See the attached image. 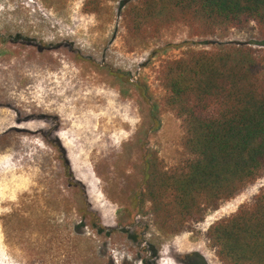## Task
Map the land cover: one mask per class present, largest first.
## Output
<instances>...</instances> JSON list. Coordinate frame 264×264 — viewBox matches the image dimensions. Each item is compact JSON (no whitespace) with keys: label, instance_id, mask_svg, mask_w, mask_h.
Returning <instances> with one entry per match:
<instances>
[{"label":"rangeland","instance_id":"374dc122","mask_svg":"<svg viewBox=\"0 0 264 264\" xmlns=\"http://www.w3.org/2000/svg\"><path fill=\"white\" fill-rule=\"evenodd\" d=\"M86 1L0 0V264H222L207 232L250 207L264 176L179 235L163 233L134 197L147 158L168 169L184 158L162 64L258 47L256 26L197 37L175 25L134 39L123 13L136 0H103L98 14Z\"/></svg>","mask_w":264,"mask_h":264},{"label":"trees","instance_id":"16d2710c","mask_svg":"<svg viewBox=\"0 0 264 264\" xmlns=\"http://www.w3.org/2000/svg\"><path fill=\"white\" fill-rule=\"evenodd\" d=\"M102 7L103 0H87L84 11L98 14ZM123 19L134 39L175 25L197 37L255 25L262 38L258 47L192 51L160 68L163 106L182 122L184 158L169 169L147 158L134 205L149 204L154 224L179 235L264 176V0H136L126 4ZM89 212L86 206L84 218ZM207 239L222 264H264V192L212 225Z\"/></svg>","mask_w":264,"mask_h":264}]
</instances>
